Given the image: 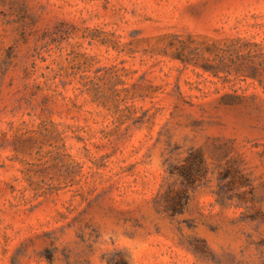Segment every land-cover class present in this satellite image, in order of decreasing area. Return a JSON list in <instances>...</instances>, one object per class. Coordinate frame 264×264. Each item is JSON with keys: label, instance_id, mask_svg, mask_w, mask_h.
Instances as JSON below:
<instances>
[{"label": "rangeland", "instance_id": "obj_1", "mask_svg": "<svg viewBox=\"0 0 264 264\" xmlns=\"http://www.w3.org/2000/svg\"><path fill=\"white\" fill-rule=\"evenodd\" d=\"M181 40L259 61L264 0H0V264H264V67Z\"/></svg>", "mask_w": 264, "mask_h": 264}, {"label": "trees", "instance_id": "obj_2", "mask_svg": "<svg viewBox=\"0 0 264 264\" xmlns=\"http://www.w3.org/2000/svg\"><path fill=\"white\" fill-rule=\"evenodd\" d=\"M242 48L243 43L238 40L230 41L229 43H220V41L213 40L192 45H187L186 40H181L180 45L174 50L172 55L184 66L192 64L203 68L205 71H210L215 76H218L220 70H225V76L229 75L232 70L239 74L258 75L261 68L264 67V57H261L259 61H255L259 54L254 52L248 56L246 53H240ZM260 53L262 56L264 50H260ZM228 96L223 95L222 97L226 98ZM172 170L173 168L170 169V172H173ZM177 172L185 177L191 174L184 169H179Z\"/></svg>", "mask_w": 264, "mask_h": 264}]
</instances>
